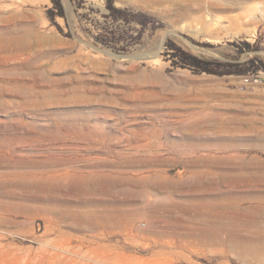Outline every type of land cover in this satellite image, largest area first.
I'll list each match as a JSON object with an SVG mask.
<instances>
[{"label": "rangeland", "instance_id": "374dc122", "mask_svg": "<svg viewBox=\"0 0 264 264\" xmlns=\"http://www.w3.org/2000/svg\"><path fill=\"white\" fill-rule=\"evenodd\" d=\"M62 3L72 36L50 0H0V264H264V75L162 54L264 58V0H114L162 23L126 53Z\"/></svg>", "mask_w": 264, "mask_h": 264}, {"label": "trees", "instance_id": "16d2710c", "mask_svg": "<svg viewBox=\"0 0 264 264\" xmlns=\"http://www.w3.org/2000/svg\"><path fill=\"white\" fill-rule=\"evenodd\" d=\"M76 15L77 28L94 45L118 53H126L129 47L139 42L142 33L148 30L149 35L162 27L157 17L128 7H119L114 0H105V11L100 12V18L91 15L89 11H79L84 8L85 0H70ZM51 5L46 8L45 16L56 29L66 36H72L75 26L69 21L62 0H50ZM92 10V9H91ZM63 19L64 27L57 22ZM139 26V29L136 27ZM195 42V41H194ZM210 46L208 43H199ZM232 46L233 55L225 58L202 56L185 49L170 38L164 42L162 54L169 60L173 68H185L195 74L224 75H264V58L259 54H252L240 59L242 54L256 51V42L246 40L228 41Z\"/></svg>", "mask_w": 264, "mask_h": 264}, {"label": "water", "instance_id": "95a60500", "mask_svg": "<svg viewBox=\"0 0 264 264\" xmlns=\"http://www.w3.org/2000/svg\"><path fill=\"white\" fill-rule=\"evenodd\" d=\"M122 57L130 58V59H141V58L150 57V55L145 54V53L144 54L133 53V54H125V55H122Z\"/></svg>", "mask_w": 264, "mask_h": 264}]
</instances>
